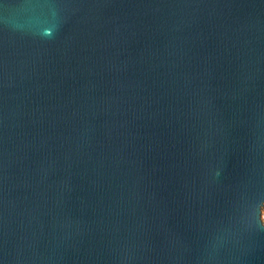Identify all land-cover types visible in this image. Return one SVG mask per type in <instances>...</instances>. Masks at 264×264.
Returning <instances> with one entry per match:
<instances>
[{"label":"water","instance_id":"95a60500","mask_svg":"<svg viewBox=\"0 0 264 264\" xmlns=\"http://www.w3.org/2000/svg\"><path fill=\"white\" fill-rule=\"evenodd\" d=\"M0 264H264V0H0Z\"/></svg>","mask_w":264,"mask_h":264}]
</instances>
